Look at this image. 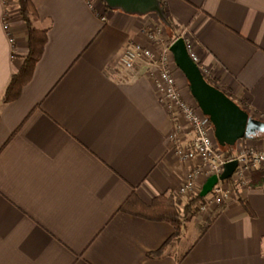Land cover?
Here are the masks:
<instances>
[{
	"label": "crops",
	"instance_id": "1",
	"mask_svg": "<svg viewBox=\"0 0 264 264\" xmlns=\"http://www.w3.org/2000/svg\"><path fill=\"white\" fill-rule=\"evenodd\" d=\"M31 1L47 41L19 96L5 102L28 48L16 0H0V264H264L257 171L233 183L225 203L197 211L159 254L174 227L120 210L131 193L145 203L175 193L189 167L174 147L189 148L193 132L159 102L142 63L124 70L119 61L163 25L155 14L101 0ZM162 1L176 32L190 34L198 66L264 121V0ZM249 139L264 147V137Z\"/></svg>",
	"mask_w": 264,
	"mask_h": 264
},
{
	"label": "built area",
	"instance_id": "2",
	"mask_svg": "<svg viewBox=\"0 0 264 264\" xmlns=\"http://www.w3.org/2000/svg\"><path fill=\"white\" fill-rule=\"evenodd\" d=\"M87 2L91 6L95 0H87ZM3 27L7 29L8 23L4 22ZM162 30L163 27L156 25L147 28L146 41L127 44L120 54L119 61L124 70H131L136 63H142L145 73L153 80L159 102L173 116V119L181 120L187 130L193 132L189 148L174 147L175 155L180 160L189 162V167L183 174L181 184L175 192L178 196L187 198L197 194L209 176L219 175L226 162L237 161L231 177L218 181L204 201L198 203V212H204L209 204L220 205L231 199L233 183L237 186H245L252 171L264 169V147L250 141L249 138H240L236 141V150L233 155L224 156L223 150L215 141L213 126L209 118L201 112L191 94L185 96L177 84L174 71L177 67L169 46L174 39L181 37L189 57L197 64L198 57L193 49V40L183 28L173 40L165 42L162 40ZM10 40L12 41V38ZM199 68L204 77L209 75L207 68ZM180 129L179 125H175L170 139L176 141L175 131L178 132Z\"/></svg>",
	"mask_w": 264,
	"mask_h": 264
},
{
	"label": "water",
	"instance_id": "3",
	"mask_svg": "<svg viewBox=\"0 0 264 264\" xmlns=\"http://www.w3.org/2000/svg\"><path fill=\"white\" fill-rule=\"evenodd\" d=\"M101 2L110 10H119L129 15L155 14L165 27L169 25L160 0H101ZM169 49L176 67L188 82L191 96L201 112L209 118L214 138L220 146H233L240 138H252L264 133L263 120L253 117L223 90L207 82L199 66L189 57L181 37L174 39ZM236 166V160L226 162L219 175L213 174L205 180L199 195L207 196L218 181L229 179Z\"/></svg>",
	"mask_w": 264,
	"mask_h": 264
},
{
	"label": "trees",
	"instance_id": "4",
	"mask_svg": "<svg viewBox=\"0 0 264 264\" xmlns=\"http://www.w3.org/2000/svg\"><path fill=\"white\" fill-rule=\"evenodd\" d=\"M161 1V6L164 7V2ZM17 11L23 22L26 24L27 34V54L23 58L22 65L17 72L11 75L10 80L5 87L2 100L5 102L17 98L25 83H27L32 75L33 68L41 56L43 47L47 41V34L45 29L36 28L33 21L37 16V11L31 0H16ZM106 6V5H105ZM165 14L169 25L165 27L170 39H174L177 35L176 28L170 20L167 12ZM205 79L210 84L219 88L215 80L210 75L205 76ZM220 89V88H219ZM225 94L226 91H223ZM228 95V94H227ZM229 96V95H228ZM230 97V96H229ZM233 100V99H232ZM255 137H264V133ZM225 157L233 155L231 146L221 147ZM257 171V172H255ZM255 174L259 175L261 180L264 179V169L254 170ZM237 185H235L236 187ZM206 197V196H205ZM205 197H201L199 192L195 195H190L186 200L182 201L180 198H174L173 194L158 195L152 198L151 202L145 203L133 193L120 206V210L129 211L136 215L157 221L169 222L174 227L173 234L165 241L162 247L154 254H159L164 250V247L172 240L178 239L183 232L185 223L198 211V203L203 202ZM246 207V203L243 202ZM213 218V217H212ZM211 218V219H212ZM209 219V222L211 221Z\"/></svg>",
	"mask_w": 264,
	"mask_h": 264
},
{
	"label": "rangeland",
	"instance_id": "5",
	"mask_svg": "<svg viewBox=\"0 0 264 264\" xmlns=\"http://www.w3.org/2000/svg\"><path fill=\"white\" fill-rule=\"evenodd\" d=\"M156 16V15H155ZM156 26H161L163 27V30H162V40L165 41V42H170L171 40L173 39H170L169 35L167 34V31L165 29V26L164 25H156ZM178 33V32H177ZM174 71H179L178 68H175ZM175 194V195H174ZM173 197L174 198H180L182 201L186 200V198H182V196H178L176 193H173ZM190 223H188L187 225H189ZM197 229L196 230H199L200 228L197 226L196 227Z\"/></svg>",
	"mask_w": 264,
	"mask_h": 264
}]
</instances>
